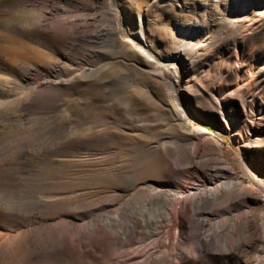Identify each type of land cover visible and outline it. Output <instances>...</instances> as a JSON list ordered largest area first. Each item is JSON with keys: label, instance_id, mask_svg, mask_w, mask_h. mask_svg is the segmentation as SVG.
I'll list each match as a JSON object with an SVG mask.
<instances>
[{"label": "rangeland", "instance_id": "374dc122", "mask_svg": "<svg viewBox=\"0 0 264 264\" xmlns=\"http://www.w3.org/2000/svg\"><path fill=\"white\" fill-rule=\"evenodd\" d=\"M263 237L264 0H0V264H263Z\"/></svg>", "mask_w": 264, "mask_h": 264}, {"label": "bare ground", "instance_id": "6f19581e", "mask_svg": "<svg viewBox=\"0 0 264 264\" xmlns=\"http://www.w3.org/2000/svg\"><path fill=\"white\" fill-rule=\"evenodd\" d=\"M201 188H204L203 190H201ZM211 190H213V188H211ZM202 191H206V186L204 187H195V190L193 191V195L194 198H192L187 206V208H190V210L192 209L193 211L198 210L200 208V203L199 200L202 198ZM186 208V209H187ZM252 211V210H251ZM250 212V211H249ZM249 212H246L247 217H245V220H249ZM251 218V217H250ZM211 220L208 218H201V219H197V223L200 225H204L205 223L208 224V222H210ZM264 238V237H263ZM264 243V241H263ZM211 246L209 252L211 253H221V257L224 258L226 257V254L229 253V251H231V248L229 247V244L225 242H223V245L221 242H213L212 237L207 236L206 237V241L203 242V244L201 245V248H204L205 245H209ZM219 244L221 245V247H219ZM240 263V262H239ZM264 264V263H263Z\"/></svg>", "mask_w": 264, "mask_h": 264}]
</instances>
